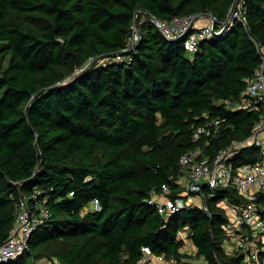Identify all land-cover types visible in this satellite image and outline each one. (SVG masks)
<instances>
[{"label":"trees","instance_id":"16d2710c","mask_svg":"<svg viewBox=\"0 0 264 264\" xmlns=\"http://www.w3.org/2000/svg\"><path fill=\"white\" fill-rule=\"evenodd\" d=\"M232 1L0 0V242L20 194L40 190L50 211L28 248L0 264H136L143 246L177 261L246 264L244 253L225 246L229 217L220 201L242 200L234 187L207 190L209 214L197 205L163 214L148 201L151 192L182 191L183 152L200 147L213 157L261 118L262 104L230 110L224 102L240 98L262 60L264 0H246L245 23L202 40L192 53L144 13H211L221 21ZM136 14L140 36L130 58L95 62L126 46ZM218 115L220 132L195 139V128ZM263 157L250 144L233 161ZM94 199L99 209L89 207ZM256 200L264 206V192ZM183 232L193 255L181 250Z\"/></svg>","mask_w":264,"mask_h":264},{"label":"built area","instance_id":"2783aa9c","mask_svg":"<svg viewBox=\"0 0 264 264\" xmlns=\"http://www.w3.org/2000/svg\"><path fill=\"white\" fill-rule=\"evenodd\" d=\"M246 0H233L229 6L224 20H217L215 16L207 13H190L175 15L171 18H158L147 14L149 20L168 39H181L183 47L190 53L196 51L202 40L220 34L231 28L236 21L246 22ZM135 15V21H136ZM208 16L207 23L198 22ZM132 34L127 39V44L122 49L133 46L139 39L140 31L136 23L133 24ZM261 62L255 69L253 76L238 99L225 100L226 108L230 110L248 109L259 104L263 106V113L257 120L250 134L240 141H235L219 149L213 157L204 155L202 149L191 148L183 152L179 157L180 171L179 182L182 191L172 197L166 193L157 194L151 192L148 199L158 212L168 214L178 211L186 206H194L192 196L198 195L202 199L200 206L209 214L205 203L207 190L214 188L234 187L243 197L240 201H231L228 198L221 199V204L226 209L228 220L224 224L227 234L226 248L231 252L245 254L246 264H260V252H264V206L256 200L258 192H264V157L258 161L235 164L233 157L238 149L246 145L260 147L264 153V51L258 48ZM129 59L128 54L115 55L116 60ZM94 60L90 56L80 67L78 72ZM224 117L213 116L204 123L199 124L194 131V138L214 137L220 132ZM163 190H168V185L162 184ZM40 190H33L29 194H20L16 200L15 219L7 238L0 242V263L16 259L28 248L29 237L39 227L44 219L50 215V211L43 201L38 198ZM90 208L99 209L97 199H94ZM183 237H185L183 235ZM142 258L136 264H208L198 258L174 260L165 258L164 254H154L148 246H143ZM264 261V259L262 260Z\"/></svg>","mask_w":264,"mask_h":264},{"label":"rangeland","instance_id":"374dc122","mask_svg":"<svg viewBox=\"0 0 264 264\" xmlns=\"http://www.w3.org/2000/svg\"><path fill=\"white\" fill-rule=\"evenodd\" d=\"M139 18L140 19H145L146 17H145L144 14H142V15L139 14ZM137 21H138V17H137ZM136 23H138V22L135 21V26H136ZM198 24H200V22H198ZM214 194H215V192H211L209 195L212 196ZM192 202L195 205H197V206H201L202 205V199L198 195H193L192 196ZM183 235L185 236L184 237L185 238V244L181 248V250L184 251L185 253H189V254L193 255L195 253L194 245H193L192 241L189 238L186 237V232H183ZM35 262H36V264H58L56 262V260H51V259H48V258H38V259H36ZM159 264H163V263L161 262Z\"/></svg>","mask_w":264,"mask_h":264},{"label":"water","instance_id":"95a60500","mask_svg":"<svg viewBox=\"0 0 264 264\" xmlns=\"http://www.w3.org/2000/svg\"><path fill=\"white\" fill-rule=\"evenodd\" d=\"M150 14V13H149ZM207 15L211 16V13H207ZM135 48V45L127 48V49H120V50H115V51H110L107 53H103L100 56L97 57L95 62L100 61L101 59L105 58L106 56H115L117 54H128L130 53L133 49Z\"/></svg>","mask_w":264,"mask_h":264},{"label":"crops","instance_id":"0c3cea01","mask_svg":"<svg viewBox=\"0 0 264 264\" xmlns=\"http://www.w3.org/2000/svg\"><path fill=\"white\" fill-rule=\"evenodd\" d=\"M209 21V18H208V16H206V17H204V18H202L199 22L200 23H207ZM196 249H195V246H194V251H195ZM184 252V251H183Z\"/></svg>","mask_w":264,"mask_h":264}]
</instances>
